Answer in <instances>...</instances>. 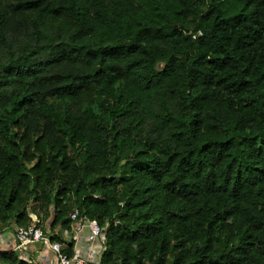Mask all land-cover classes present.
I'll list each match as a JSON object with an SVG mask.
<instances>
[{"label": "trees", "instance_id": "16d2710c", "mask_svg": "<svg viewBox=\"0 0 264 264\" xmlns=\"http://www.w3.org/2000/svg\"><path fill=\"white\" fill-rule=\"evenodd\" d=\"M74 211L101 264H264V0H0V230Z\"/></svg>", "mask_w": 264, "mask_h": 264}, {"label": "built area", "instance_id": "2783aa9c", "mask_svg": "<svg viewBox=\"0 0 264 264\" xmlns=\"http://www.w3.org/2000/svg\"><path fill=\"white\" fill-rule=\"evenodd\" d=\"M198 34L201 35V32ZM77 216V211H74L71 215L72 220H75L74 224L77 226V231L82 233L85 230L87 232L86 237L91 238L94 243L95 241H100L99 250H93L92 252L90 250L88 254H80L78 251L68 254L62 242H53L51 236L42 228L35 225H28L15 227L13 234L14 244L9 247L7 245L0 246V251H13L21 259L28 260L29 248L36 244H43L54 254L56 264H101V255L105 249L102 233L104 228L99 225L97 220L78 221ZM89 248L91 249V247ZM98 252L100 254H97ZM0 264L5 263L0 261Z\"/></svg>", "mask_w": 264, "mask_h": 264}, {"label": "crops", "instance_id": "0c3cea01", "mask_svg": "<svg viewBox=\"0 0 264 264\" xmlns=\"http://www.w3.org/2000/svg\"><path fill=\"white\" fill-rule=\"evenodd\" d=\"M47 233L50 235L49 231ZM13 233L11 230H0V246H11L14 244ZM87 232L84 230L82 233L77 231L76 224L73 225L70 233L64 234V239L73 246V250H67V245L64 248L68 254L78 251L80 254H88L93 250L97 251L100 248V241H94L86 237ZM91 244V245H90ZM91 247V249L89 248ZM101 252V251H100ZM98 252L97 254H100ZM28 261L35 264H56L54 254L43 244H36L29 248Z\"/></svg>", "mask_w": 264, "mask_h": 264}, {"label": "water", "instance_id": "95a60500", "mask_svg": "<svg viewBox=\"0 0 264 264\" xmlns=\"http://www.w3.org/2000/svg\"><path fill=\"white\" fill-rule=\"evenodd\" d=\"M184 31H185V33H188V30L187 29H185Z\"/></svg>", "mask_w": 264, "mask_h": 264}, {"label": "clouds", "instance_id": "9594fccd", "mask_svg": "<svg viewBox=\"0 0 264 264\" xmlns=\"http://www.w3.org/2000/svg\"><path fill=\"white\" fill-rule=\"evenodd\" d=\"M105 247V246H104Z\"/></svg>", "mask_w": 264, "mask_h": 264}]
</instances>
